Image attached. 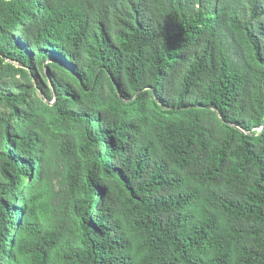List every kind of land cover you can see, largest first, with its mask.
<instances>
[{"label":"trees","instance_id":"obj_1","mask_svg":"<svg viewBox=\"0 0 264 264\" xmlns=\"http://www.w3.org/2000/svg\"><path fill=\"white\" fill-rule=\"evenodd\" d=\"M0 264H264V0H0Z\"/></svg>","mask_w":264,"mask_h":264}]
</instances>
